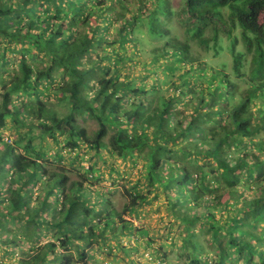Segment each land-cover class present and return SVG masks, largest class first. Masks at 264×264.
<instances>
[{
	"label": "trees",
	"instance_id": "trees-1",
	"mask_svg": "<svg viewBox=\"0 0 264 264\" xmlns=\"http://www.w3.org/2000/svg\"><path fill=\"white\" fill-rule=\"evenodd\" d=\"M153 39L160 42L154 60L167 57V74L139 85L120 67ZM1 71L0 183L9 184L0 186V218L19 223L27 237H10L0 223V246L14 256L23 249L19 264H98L104 248L107 264L118 252L141 264L132 254L146 230L126 215L149 202L148 187L164 190L182 225L178 257L185 264H264V0H182L179 7L172 0L134 7L128 0H0ZM171 77L174 92L155 105L149 96ZM51 91L67 102V113L48 107ZM85 115L99 125L93 134L79 123ZM10 126L15 139L3 136ZM90 151L134 166L143 159L142 181L126 188L121 211L111 194L86 182L100 177L93 163L84 164ZM70 159L86 181L71 178ZM38 183L46 184L38 197L44 202L28 217L30 186ZM43 228L54 229L56 241L36 246ZM133 235L137 243L123 246ZM145 245L150 263H169Z\"/></svg>",
	"mask_w": 264,
	"mask_h": 264
},
{
	"label": "rangeland",
	"instance_id": "rangeland-1",
	"mask_svg": "<svg viewBox=\"0 0 264 264\" xmlns=\"http://www.w3.org/2000/svg\"><path fill=\"white\" fill-rule=\"evenodd\" d=\"M132 2L133 7L138 3L137 0H128ZM153 1V0H152ZM174 1L175 5L178 7L182 5V0H172ZM155 2V1H154ZM154 2H151L146 6V8H153ZM132 9V8H131ZM178 17L174 18V28H176L177 34L180 35L184 40L186 38L185 33V27L177 22ZM165 25V22L164 24ZM118 25L115 26L117 28ZM116 33V31H115ZM187 39V38H186ZM151 45L145 44L144 46H139V49H136L135 52H133V58L135 61H123L121 64V72L123 76L126 74L129 75L130 79H133L137 84H151L154 81L158 80H164L166 77V71H164V65L167 64V57L166 59H160V57H156V60H154V54L153 50L157 48L160 45V42L158 39L150 40ZM165 41V40H164ZM241 48L243 46L241 45ZM111 49V51H110ZM108 49V52H111L112 54V47ZM200 53L205 54V51L200 48ZM209 56L214 55V51H208L207 52ZM94 58V55H93ZM9 59L11 61H14L18 63V56L16 55H10ZM206 60H210V57L204 58ZM0 73H3L2 71ZM59 80V78H58ZM169 81L167 84H159L161 93L157 92L156 94L150 95L149 99L153 100L155 105L158 103L157 99H161L162 96H168L170 93L174 92L173 81H177V77H171L169 78ZM241 86L244 87V83H241ZM2 90V88H0ZM159 96L161 98H159ZM61 94H56L51 92H46V96L44 97V101L48 105L49 108L53 110H57L60 114L67 113L69 111V107L67 105V102H62L60 100ZM152 108V106H151ZM79 123L85 127L90 134H93L95 130L99 128V125L91 118H89L87 115L85 116H79ZM28 128H22V131H27ZM113 132H111L112 134ZM17 130L15 127L10 126L6 131H4L3 136L5 138H16ZM38 143V140L36 141ZM53 141L49 140L47 141V144L45 143V147L48 148L50 158L52 159V156L55 153V148L53 146ZM103 157L99 158L98 156L94 155V151H90L86 156V161L84 162L85 166H88L89 163H93L96 169V172L98 171V174H100V177L96 178H90L89 180L84 179V172L82 168H78L75 170V166H73V161L75 160H69L65 163L66 168L68 170H71V178L73 180H77L79 182H88V184H91L109 194H111V200L113 203H115V206L118 210H122L126 198L123 195L127 194L125 192L126 188L131 187L134 183L142 181L140 179V170L142 169V166L144 165V161L142 158L137 159V164L134 166L133 159H128L127 161H124L120 158L114 157L110 159L108 157V153L105 151H102L101 154ZM107 163H105V160ZM50 169V168H49ZM102 175V177H101ZM22 181H20L21 183ZM144 183V181H143ZM8 180H4L0 183V186H3L4 188L8 186ZM46 184L38 183L36 186H30L31 194L34 197V201L31 204L30 212H24V214H28V217L33 216V211L36 210V208H39V206L43 205V199H38L39 196H42L45 191ZM151 190V194H149L148 203L144 204L139 210H137L135 213L126 215V218L129 221L134 222V226L137 229L146 230V232L139 234L140 242L143 244L141 246V251L137 253H133L132 257L136 258L137 261L141 262V264H152L150 263L151 260L154 259L153 255H150L149 251H146V247H143L146 244V241H150L152 245L155 246V250H159L160 252L167 254L169 257V263L167 264H185L184 261H182L178 255L180 254V244H179V236L180 234H183V228L178 219L174 216L172 209L170 206L167 205L165 192L162 188L154 189L153 187H148L147 191ZM147 191L144 190V192L147 194ZM180 194H182L181 191H179ZM158 195V196H156ZM156 196V197H155ZM8 197V195L6 196ZM185 209V208H184ZM0 210L1 212H6V202H5V195H3L0 199ZM199 212H204V210H199ZM45 214L48 216L51 214V211L48 209ZM0 223L4 224L6 229L13 233H9L10 237H14L16 234L23 236V238H26L24 236V231L21 232L20 230V224L13 221L12 219H9L7 217L0 218ZM18 228V229H17ZM55 230L53 229H47L43 228V233L41 234L39 240L35 238L36 240V246L39 245H45L50 241H56L55 237ZM5 233L3 232V229L0 228V240H4ZM17 236V235H16ZM7 238V237H6ZM204 240V237H201ZM24 240V239H23ZM110 240V241H109ZM109 243L113 246V248H116L114 240L112 237L109 238ZM3 242V241H2ZM103 242H100V247L103 246ZM30 242L27 241L23 245L25 246L26 250H28V247ZM136 237L133 235L128 236L127 239H124V242L122 243L123 246H128L129 244H136ZM161 245V246H160ZM148 247V244L145 245ZM8 247V246H7ZM5 246H0V264H19V261H21V257L24 255L23 249L17 250L16 255L14 256V252L11 251L8 254L6 253L7 249ZM12 249V248H11ZM10 249V250H11ZM106 251H99L96 253L94 260H98V264H107L109 261L107 255V248ZM145 251V252H144ZM103 252V253H102ZM116 253V250L114 251ZM11 253V254H10ZM117 258L113 260L112 264H133L130 257L126 256L124 252H118L116 253ZM144 255L140 257V255ZM151 256V257H150ZM97 264V263H96Z\"/></svg>",
	"mask_w": 264,
	"mask_h": 264
}]
</instances>
